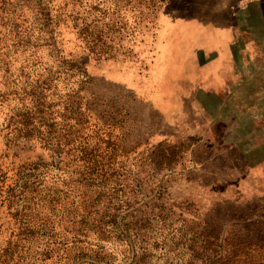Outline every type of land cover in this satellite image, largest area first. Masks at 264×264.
Returning <instances> with one entry per match:
<instances>
[{
    "label": "rangeland",
    "instance_id": "obj_1",
    "mask_svg": "<svg viewBox=\"0 0 264 264\" xmlns=\"http://www.w3.org/2000/svg\"><path fill=\"white\" fill-rule=\"evenodd\" d=\"M3 1L0 102L21 78L41 80L43 71L36 64L49 60L50 53L47 47L29 50L43 36L45 19L36 9L37 0ZM79 1L53 0L51 10L54 18L68 14L57 26L58 46L65 56L86 63L93 77L86 98L91 101L93 93L98 109L120 123L122 144L137 149V158L161 144L158 155L171 158L169 166L154 167L159 187L166 186L163 201L176 214L169 221L155 220L154 230H148L151 246L156 245L151 264H187L191 221L213 227L221 239L230 231L245 232L246 225L251 231L255 220L264 222V0ZM83 28L89 32V44L79 35ZM223 50L231 54L222 68L224 86L216 89L214 81H204L167 91L166 76L182 67V58L209 63L207 71L213 73ZM177 58L180 65L172 66ZM158 96L179 98L182 106L171 121L164 112L171 113L176 105L162 112L155 105ZM14 106L11 99L2 106L0 125L9 120ZM7 133L0 129V162L5 167L50 160L39 142L21 139L11 144ZM139 172L137 162V180L145 176ZM7 222L2 207L0 225ZM7 238L0 228V249ZM107 247L117 257L114 264H133L121 243Z\"/></svg>",
    "mask_w": 264,
    "mask_h": 264
},
{
    "label": "trees",
    "instance_id": "obj_2",
    "mask_svg": "<svg viewBox=\"0 0 264 264\" xmlns=\"http://www.w3.org/2000/svg\"><path fill=\"white\" fill-rule=\"evenodd\" d=\"M52 1H35L45 22L40 44L29 50L40 46L51 53L45 63L36 64L43 71L42 79L21 78L1 96L0 109L10 99L15 102L9 120L0 125L8 131L9 142L37 141L50 160L17 167L0 162V209L5 207L9 215V222L0 225L8 233L0 264H114L117 257L107 247L111 243L127 247L133 264H151L156 245L151 246L148 230L155 220L169 221L176 214L163 201L166 186L159 187L160 175L154 167L169 166L171 158L156 152L162 144L137 158V149L122 144L120 123L98 109L93 93L91 101L86 98L93 77L82 59L65 56L58 46L57 26L68 14L54 18ZM79 31L89 44L88 30ZM180 154L179 160L184 150ZM137 162L143 179L137 180ZM153 195L150 203L137 208ZM250 226L221 239L213 227L191 221L186 263L264 264V222L253 221L251 231Z\"/></svg>",
    "mask_w": 264,
    "mask_h": 264
},
{
    "label": "crops",
    "instance_id": "obj_3",
    "mask_svg": "<svg viewBox=\"0 0 264 264\" xmlns=\"http://www.w3.org/2000/svg\"><path fill=\"white\" fill-rule=\"evenodd\" d=\"M212 33L215 34L216 31ZM220 33L222 34L223 32L221 31ZM227 35H228V32H227ZM205 49L204 51H210V50H205ZM230 57H231L230 52L223 50L221 54L216 57V61H215L216 64L214 65L213 73L207 71V67H208L207 64L209 63L204 64V65H198L197 59L195 58H192V59L187 58L184 61L182 58V61L180 60V63H182V67L180 66L176 68V71L174 70L172 75L168 74L170 77L166 76L167 81H168L166 83L168 86L167 91L169 92L170 90H174L176 86L177 87L182 86L184 88L188 86L194 87L196 85L195 83H197V86H199L198 82L201 85V83H203L204 81H207V83L214 81L215 87H217L216 89H218L220 85L224 86L222 68L228 66ZM177 63H179V58L175 59L172 62V66H175ZM180 63L177 66H179ZM177 76H179V78L181 77L180 80L177 78ZM185 90L188 91L187 88ZM158 92L161 93L163 91L159 90ZM173 104H175L176 107H173L171 113H168L167 110L165 112L163 111L164 107L166 106L169 107L170 105H173ZM155 105L160 111L164 112L166 116L165 118H167L168 121H171L174 118V115L177 112V109H179L182 106V104L179 102V98H173V97L166 98L163 96L162 97L160 96L156 100Z\"/></svg>",
    "mask_w": 264,
    "mask_h": 264
}]
</instances>
